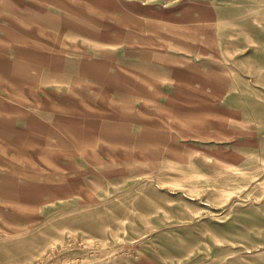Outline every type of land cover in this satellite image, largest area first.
Masks as SVG:
<instances>
[{
  "label": "rangeland",
  "instance_id": "rangeland-1",
  "mask_svg": "<svg viewBox=\"0 0 264 264\" xmlns=\"http://www.w3.org/2000/svg\"><path fill=\"white\" fill-rule=\"evenodd\" d=\"M0 264H264V0H0Z\"/></svg>",
  "mask_w": 264,
  "mask_h": 264
}]
</instances>
